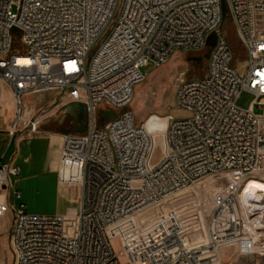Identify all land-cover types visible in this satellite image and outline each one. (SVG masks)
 <instances>
[{
	"label": "built area",
	"instance_id": "obj_1",
	"mask_svg": "<svg viewBox=\"0 0 264 264\" xmlns=\"http://www.w3.org/2000/svg\"><path fill=\"white\" fill-rule=\"evenodd\" d=\"M223 1L244 48L243 72L220 30ZM213 32L205 76L176 90V105L189 116L166 115L160 145L123 110L141 69L207 48ZM0 78L14 95L12 135L21 122L38 127L23 107L27 95L53 91L57 103L85 104L88 117L86 132L64 135L60 156L81 188L74 213L30 215L23 203L12 205L10 188L22 197L11 181L20 169L0 163V221L13 214L11 264H227L222 250L231 246L264 255V188L252 209L240 201L264 161V0H0ZM246 90L256 98L244 109L237 101ZM112 110L116 116L102 121ZM215 177L210 242L203 243L195 235L198 207L162 213L160 206ZM134 216L142 228L125 239L110 234Z\"/></svg>",
	"mask_w": 264,
	"mask_h": 264
},
{
	"label": "rangeland",
	"instance_id": "obj_2",
	"mask_svg": "<svg viewBox=\"0 0 264 264\" xmlns=\"http://www.w3.org/2000/svg\"><path fill=\"white\" fill-rule=\"evenodd\" d=\"M122 1L123 0H119V6L122 4ZM220 30L229 40L235 52L234 65L238 68L239 72H243L245 67L243 62L244 48L242 47L236 26L232 18L229 16V13L225 21L222 23ZM97 47L98 44L94 47L92 53L96 51ZM209 51L210 49L208 47L201 51H177L161 64L154 65L153 63H150L149 65L142 67L141 71L144 74V78L135 85L133 98L123 110L131 111L134 114L136 121L140 124L147 123L148 121L156 122L158 127L154 130V134L157 136V141L160 145H162V132L166 129L165 116L168 114H173L177 118L189 116L187 111L177 107L176 90L183 81L199 79L205 76L208 65L206 55L209 54ZM3 86L10 88L0 78V129L5 128L2 127V121L7 118L9 121V127L7 128H9L10 133L13 127V119L11 118L15 112V100L14 95L11 96L12 103L4 96ZM50 93L55 92L50 91ZM39 98L40 94L24 96L22 99L23 107L32 108L33 106L37 107V105H44V101H39L38 104L37 100ZM255 98V94L246 90L239 97L237 105L241 108L247 109ZM45 107L46 106L44 105L42 108ZM42 110L38 111V114L42 113ZM253 110L257 114L262 112L258 104L253 107ZM59 113L64 114L61 111ZM65 115L66 114H64V116ZM101 119L102 121L107 120L103 115H101ZM74 120L75 119H72L67 115L65 121L66 125L64 127L67 133H74ZM55 121L58 123L60 120L55 118ZM6 133H8V131ZM25 149L26 146H21L20 153L15 157V164L19 166L20 174L18 177H13L11 179L14 189L20 191L22 197L21 199L15 200L13 197V188H10L9 202L16 206L23 203L27 214L30 215H65L68 213L69 207L75 206L79 209L81 191L72 186H65L59 190L52 178L42 174L40 168L35 169L34 166L26 164ZM2 153L3 150L0 152V155H2ZM9 156L10 152L6 155L3 162H7ZM160 157L161 149L157 148L155 150L153 161H159ZM69 170L70 169L67 166L64 167L63 176L66 177V182H72L73 180V178L68 175ZM209 179L210 178L204 179L203 182L196 187L198 188L200 185H203V183L207 182ZM213 179L217 184L220 181L219 177ZM250 181L264 183V161L262 168L250 178L249 182ZM196 194L198 196H196ZM200 196L201 195L196 188L193 187L191 189L190 187L181 196V198H183L182 200H170L162 204L160 208L166 206L169 209H173L180 208L182 205L193 206V208L198 207L196 211L198 217L197 222H199V225L202 227L199 229L200 232L195 233V235L198 236L205 233L203 239L206 241L210 237L209 218L212 212V204L210 200ZM201 206L206 213L203 218L199 211ZM12 225L13 214L8 212L0 221V264H11L13 260L11 245ZM112 244L116 252L122 250L119 238H114ZM222 258L227 264H264V255H240L238 252L236 253V249L233 246L222 250ZM121 261L125 262L124 257H121Z\"/></svg>",
	"mask_w": 264,
	"mask_h": 264
},
{
	"label": "crops",
	"instance_id": "obj_3",
	"mask_svg": "<svg viewBox=\"0 0 264 264\" xmlns=\"http://www.w3.org/2000/svg\"><path fill=\"white\" fill-rule=\"evenodd\" d=\"M3 87L4 96L12 103L11 96L13 95V92L11 88H8L7 86ZM57 100V93L45 92L40 94V98L37 100L38 104L39 101H44L45 108H42L44 105H37V107L33 106L32 108L28 107L30 109V113L27 114L28 118L36 117L38 121V127L36 130H31L29 127H26V122H21L17 127V132L12 135L9 133V128H7L9 127L8 119L5 118V120L2 121V127L5 128L0 129V152L3 150L2 155H0V163L15 164V157L20 153L21 146H26V164L34 166L35 169L40 168L42 174L52 178L59 190L65 186H72L81 191L80 184L77 181L66 182L63 176L60 156L64 135L70 134L67 133L64 128L66 125L65 121L67 115L72 119H74V116L65 109L67 104L64 101L57 103ZM40 110H42V113L38 114V111ZM60 111L66 115L64 116V114H60ZM14 114L15 112L11 119H14ZM55 118H58L60 121L57 123ZM7 131L8 133H6ZM9 152L10 156L8 161L3 162ZM216 185L217 183H215L212 178L198 188H194L198 190L201 195L200 197H205L211 201ZM68 209V213L65 215H70L77 210L75 206L69 207ZM170 211L171 210L166 206L161 208L162 213H168ZM199 211L203 218L206 213L202 206L199 208ZM142 227L143 225L139 216H134L132 219L118 225L113 230V235L118 234L125 239L130 232ZM204 235L205 233L199 238L201 239L200 241L203 243L210 242V237L206 241L203 239Z\"/></svg>",
	"mask_w": 264,
	"mask_h": 264
},
{
	"label": "water",
	"instance_id": "obj_4",
	"mask_svg": "<svg viewBox=\"0 0 264 264\" xmlns=\"http://www.w3.org/2000/svg\"><path fill=\"white\" fill-rule=\"evenodd\" d=\"M222 11H223V22L225 21L228 10L225 1L222 2ZM218 34L213 32L207 40V47L209 49L213 48L216 44ZM206 58H209V54L206 55ZM65 109L69 111L74 116V133H84L88 129V117H87V108L85 104L80 102H71L66 105ZM116 116L115 111H110L107 115H104V118L112 119Z\"/></svg>",
	"mask_w": 264,
	"mask_h": 264
},
{
	"label": "bare ground",
	"instance_id": "obj_5",
	"mask_svg": "<svg viewBox=\"0 0 264 264\" xmlns=\"http://www.w3.org/2000/svg\"><path fill=\"white\" fill-rule=\"evenodd\" d=\"M133 98V97H132ZM30 113V109L27 107L26 108V114H29ZM166 123V126H167V122ZM145 126L147 127V129L152 132V133H155V129H157L158 127V124H156V122H147V123H144ZM157 125V126H156ZM206 183V182H205ZM204 184V183H203ZM198 186V185H197ZM193 187H196V186H192L191 189ZM258 187L260 188H264V183L262 182H258V181H250L245 187L244 189L242 190V192L240 193V201L241 203H243L248 209H252L254 206H255V198L259 196L258 194ZM186 190L183 192L185 193ZM188 192V191H187ZM196 196H198L196 194ZM172 204V203H171ZM175 204V203H174ZM133 217H131L130 219H132ZM129 220V219H128ZM127 221V220H126ZM125 222V221H124ZM123 223V222H121ZM121 223H118L116 224L115 226L111 227L109 229V232L111 235H113V230L118 226L120 225ZM259 255H261V253H258Z\"/></svg>",
	"mask_w": 264,
	"mask_h": 264
},
{
	"label": "flooded vegetation",
	"instance_id": "obj_6",
	"mask_svg": "<svg viewBox=\"0 0 264 264\" xmlns=\"http://www.w3.org/2000/svg\"><path fill=\"white\" fill-rule=\"evenodd\" d=\"M208 59V58H207Z\"/></svg>",
	"mask_w": 264,
	"mask_h": 264
}]
</instances>
